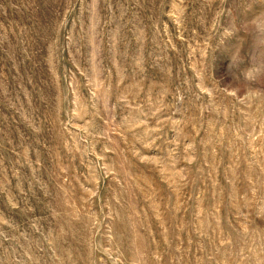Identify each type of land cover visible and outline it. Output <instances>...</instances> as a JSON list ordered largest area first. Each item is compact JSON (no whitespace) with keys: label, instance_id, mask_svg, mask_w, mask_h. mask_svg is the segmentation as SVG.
Returning <instances> with one entry per match:
<instances>
[{"label":"rangeland","instance_id":"obj_1","mask_svg":"<svg viewBox=\"0 0 264 264\" xmlns=\"http://www.w3.org/2000/svg\"><path fill=\"white\" fill-rule=\"evenodd\" d=\"M261 14L0 0V264H264V96L228 72Z\"/></svg>","mask_w":264,"mask_h":264},{"label":"clouds","instance_id":"obj_2","mask_svg":"<svg viewBox=\"0 0 264 264\" xmlns=\"http://www.w3.org/2000/svg\"><path fill=\"white\" fill-rule=\"evenodd\" d=\"M245 27L252 39L251 48L247 52L243 48L236 49L230 58L228 72L236 81V88L264 96V14L253 18ZM237 30L238 27H234L224 37Z\"/></svg>","mask_w":264,"mask_h":264}]
</instances>
